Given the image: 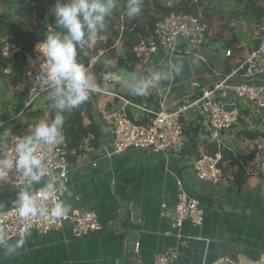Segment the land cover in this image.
Listing matches in <instances>:
<instances>
[{"label": "crops", "instance_id": "obj_1", "mask_svg": "<svg viewBox=\"0 0 264 264\" xmlns=\"http://www.w3.org/2000/svg\"><path fill=\"white\" fill-rule=\"evenodd\" d=\"M179 1L142 0L140 15L128 20L137 29L136 21L142 15L155 21L166 14L163 7L174 6ZM263 1L259 0L258 3ZM126 2L122 9L124 14ZM141 28L149 30L148 25L138 29ZM249 28L248 36L236 29L230 31L229 35H222L209 28L205 43L200 48L181 51L174 56L160 50L144 73L136 74V78L147 76L149 69L166 71L169 61L182 63L183 71L180 75L170 81H161L154 88L160 107L174 108L182 96L212 87L228 73L227 70H233L244 60L250 49L257 44L255 30ZM137 33L140 37V32ZM215 35L218 36L216 40L212 38ZM227 50L230 51L229 55L226 54ZM190 56L198 57L202 63L195 65ZM89 71L91 73L93 69ZM92 74L96 75L95 72ZM241 79L237 75L234 81ZM113 81L107 86L102 79L98 83L119 93L129 90H126L127 84L124 82ZM194 83L198 86H194ZM103 99L105 103L112 98L105 96ZM103 109L104 104L99 111ZM112 128L111 124L102 127L100 144L109 141ZM263 138L264 116H255L247 110L236 126L223 132L221 144L235 155L247 158L253 152L255 142ZM88 151L70 159L75 167L69 172L67 192L62 198L70 207L94 208L101 229L80 238L72 237L68 229L49 235L31 233L24 247L16 254H7L0 249V264H117L123 256L124 235L119 230L121 224L115 223L119 221L120 210L128 211L127 219L130 220L131 204L136 206L139 213L136 230L139 232L137 253L140 255V263L153 264L154 257L173 247L177 240V231L173 230L171 219L162 216L161 209L163 203L167 208L175 205L178 180L189 195L201 201L205 207V217L200 226L189 221L183 222L178 232L187 240L188 248L173 264H215L228 258L238 262V257L240 264H255L264 255V174L247 176L241 170L242 173L233 177V181L223 178L219 184L212 185L197 179L192 166H184L177 151L148 155L128 149L120 155L105 159H101L95 150ZM94 160L98 163L92 167L91 161ZM5 190L0 195V209L14 204L18 191ZM127 219L123 218L119 222Z\"/></svg>", "mask_w": 264, "mask_h": 264}, {"label": "built area", "instance_id": "obj_2", "mask_svg": "<svg viewBox=\"0 0 264 264\" xmlns=\"http://www.w3.org/2000/svg\"><path fill=\"white\" fill-rule=\"evenodd\" d=\"M175 6V5H174ZM172 7V6H171ZM257 44L254 45L244 60L233 70L226 73L212 87L206 88L192 95L181 97L174 108L161 106L155 110L150 106L136 103L119 92L107 89L98 83L97 93L117 99V104L107 119L112 123L111 137L109 141L102 142L95 149L100 158H112L120 155L128 149H135L145 154H160L169 151L176 152L186 142L187 135L184 132L182 119L201 118L212 140L217 147L222 146L221 138L225 131L231 130L239 122L244 111L249 110L255 116H264V17L255 27ZM209 27L206 21L198 15L182 11H171L155 20L152 31L148 36L139 37L132 46L134 57L133 64L137 67L136 74H143L151 59L160 50H165L170 56L181 51L187 52L200 48L206 40ZM98 37L89 40L86 44L78 46L79 51L89 55L88 68L96 66L100 56L106 51L97 47ZM101 41V40H100ZM227 55L230 51L227 50ZM29 74V73H28ZM36 75V74H35ZM35 75L32 76L30 93L24 104L21 114L29 104L39 100L43 92H33L36 88ZM241 76L240 81H234L235 76ZM260 79V81H255ZM30 80V78H29ZM262 80V81H261ZM112 82V81H108ZM105 85L107 86L108 84ZM198 86V84L194 83ZM39 103V102H38ZM223 104H235L233 110L225 111ZM131 114V116H130ZM142 116L149 117L147 123H137ZM22 132H12L7 136L6 147L10 150L17 137H22ZM83 148L86 142L83 144ZM80 145V147H82ZM82 148V149H83ZM253 152L247 158L234 156L238 166L247 176L264 174V138L257 140ZM89 152V151H88ZM9 155L12 153L9 151ZM221 152L217 150L213 154H204L192 165L194 176L212 185L219 184L222 180ZM98 161H91V166H97ZM75 167L69 159L65 148L64 132L63 140L57 148L49 153L47 168L53 177L60 176L65 184L68 181L69 172ZM47 179V177L45 178ZM41 185H35L34 191H38ZM177 201L171 208L162 204L161 215L171 219V226L176 230V243L173 247L158 253L154 257L153 264H173L188 248L187 240L178 232L183 222L189 221L193 225L200 226L205 217V207L201 201L189 195L180 181H177ZM19 174L10 173L5 179L0 180V192L4 189L19 190ZM26 223L17 215L14 204L0 209V239L10 241L19 238L21 227ZM63 229H68L71 236L80 238L91 232L101 229V222L97 211L92 207H70L68 215L53 222L44 220L32 221L31 233L49 235ZM138 243L136 242L135 251Z\"/></svg>", "mask_w": 264, "mask_h": 264}, {"label": "clouds", "instance_id": "obj_3", "mask_svg": "<svg viewBox=\"0 0 264 264\" xmlns=\"http://www.w3.org/2000/svg\"><path fill=\"white\" fill-rule=\"evenodd\" d=\"M116 7L117 0H54L55 29L48 30L35 45L41 62L35 75L36 88L33 89L34 93L45 94L44 99L49 102L54 115L51 120L35 123L28 134L17 137L10 150L6 145L7 136L12 134L11 128H5L4 134H0V180L10 173L19 174L20 187L14 206L19 218L26 221L14 242L0 239V249L7 254H16L24 247L31 235L32 221L53 222L66 217L70 211V206L62 198L67 187L60 179L66 172L54 178L47 168V161L49 153L63 140L64 114L87 102L90 95L99 90L98 80L122 79L117 63L112 61L107 62L106 70L98 78L79 62L77 51L78 46L94 41L99 33L106 30L107 18ZM124 10L130 19L139 16L142 0H127ZM182 71V63L169 61L166 71L149 69L147 76H133L123 82L130 94L145 96L161 81H170ZM41 182L42 187L34 191V186L41 185ZM255 264H264V255Z\"/></svg>", "mask_w": 264, "mask_h": 264}, {"label": "trees", "instance_id": "obj_4", "mask_svg": "<svg viewBox=\"0 0 264 264\" xmlns=\"http://www.w3.org/2000/svg\"><path fill=\"white\" fill-rule=\"evenodd\" d=\"M197 1V0H196ZM196 1L180 0L175 6L163 7V11H182L195 14L197 7ZM236 3L243 4L244 15L248 16V24L255 29L257 24L264 17V1L259 4V0H233ZM54 0H0V77L14 85L21 81L25 70L28 68L27 57L34 55L33 49L40 40L44 38L48 30L55 29V18L53 15ZM205 16L211 15L206 9ZM34 14H37L38 20L34 22ZM18 16L21 19L17 18ZM107 28L97 36H105V40L97 42V47L104 48L106 51L100 68L96 71L101 74L107 68V62H116L118 67H124L137 73V67L133 64L134 57L131 52L132 46L137 42L139 37L135 36L140 32V36H147L153 29L154 20L148 24L147 29H134L133 31L119 30L115 28V20L110 16L107 18ZM31 27V29H29ZM237 37L236 35H233ZM217 35L213 39H217ZM6 38L13 43L10 55H4L2 47ZM119 43L116 45V40ZM231 45V43H230ZM13 49V50H12ZM78 60L87 68L89 55L83 54L79 49ZM9 70L8 73H4ZM230 72V71H226ZM114 82V81H113ZM27 90L19 91L16 101L13 104L14 113H19L28 99ZM130 100L150 106L157 110L160 108L159 100L156 96L155 89H151L147 96H134L129 90L120 93ZM45 95V94H44ZM43 95V97H44ZM101 94L95 92L90 95L87 102L82 104L78 109L71 113H65V124L63 127L65 148L69 154V159L73 156H80L88 153V150H95L100 146L102 137V127L112 123L108 122L103 111L96 109V102ZM117 104V99L107 100L104 103V109L107 115L112 112L113 106ZM34 103L24 108V116L29 119L33 116L47 115L51 120L54 115L50 108L49 102L45 99L43 103L32 109ZM21 113V114H22ZM131 116V114H130ZM132 117V116H131ZM149 117L142 116L137 123H147ZM182 125L187 135L186 142L180 147L176 154L184 162V166H192L194 161L198 160L204 154H213L217 150L221 152L222 159L220 162L222 168V177L228 181H233V177L240 175L242 169L238 168L236 158L228 147H217L214 140L211 139L207 126L201 118L182 119ZM0 134H4L0 132ZM86 142L83 148V143ZM82 145V147H80ZM83 148V149H82ZM251 155V154H250ZM249 155V156H250Z\"/></svg>", "mask_w": 264, "mask_h": 264}, {"label": "rangeland", "instance_id": "obj_5", "mask_svg": "<svg viewBox=\"0 0 264 264\" xmlns=\"http://www.w3.org/2000/svg\"><path fill=\"white\" fill-rule=\"evenodd\" d=\"M125 2L126 0H117V7L113 10V13L111 15V17L115 20V28L119 30V33H121L122 30H125L126 27H127L126 30L128 31L135 29L133 27L134 26L133 22L131 20H128V17L124 13H122V9H123ZM196 3H197V7L195 8L196 15H198L201 19L206 21V23L209 25V28H212L217 33H221L222 35H227V34L229 35L230 31L235 30V29L239 33H243L245 36L249 33L250 25L247 22L249 15L248 16L244 15L243 4L236 3L233 0H197ZM205 9L207 12L211 13V15L205 16L204 15ZM121 15H123V17ZM151 15L154 16V14H151ZM147 16H149V13H147ZM33 17H34L33 19L34 22H37L38 20L37 14H34ZM17 18L21 19L20 16H18ZM150 21H153V19L147 18L146 16L142 15L141 19L136 21V25H137L136 27L145 28L149 24ZM121 24L124 25V28H122L123 25ZM131 26L133 28H130ZM29 29H31V27H29ZM135 36L138 37L139 34L136 32ZM97 37L99 41L105 40V36L101 35ZM118 43L119 41L117 39L116 45H118ZM11 47H13V43L10 42L6 38L5 44L2 47L3 54L10 55ZM33 52H34V55H29L27 57L28 68L25 70V73L23 74L21 81L19 83L14 85L10 82L5 81V79L0 77V122L3 123V126L0 127V132H3L5 128H11L12 132H22L23 134L26 135L30 132L31 127L35 123L39 122L40 120H50L47 115H41V116H36V117L33 116L27 119L24 116V113L15 114L13 111V104L16 101V96L18 92L26 89L27 90L26 95L28 96L30 93L32 76L38 72L39 63L41 62V60L38 59V53L35 51V47L33 49ZM105 53L106 52H104L100 56V60L99 62H97L98 64L94 66L92 68L93 71H91V73L95 72L98 78L100 77V74H98L96 71L100 68ZM190 60L194 62L195 65L202 63V61H200V59H198V57L196 56H190ZM87 69L89 71L88 67ZM8 71L9 70H5L4 73H8ZM28 73L32 76L29 77ZM104 83L102 82V84ZM106 84L110 85L111 82H106ZM127 88L128 86L126 87V90ZM188 95L190 96V94ZM101 96L102 97L99 98L95 104L96 105L95 107L98 110L102 109V106L104 104L103 98L107 95L101 94ZM43 101H44V97L41 96L39 100H36L35 102H33L34 106L32 107V109H35L37 106L41 105ZM103 113L107 117V113L105 109H103ZM12 191L13 190H10V192ZM4 192H6L5 189L0 192V195H3Z\"/></svg>", "mask_w": 264, "mask_h": 264}, {"label": "water", "instance_id": "obj_6", "mask_svg": "<svg viewBox=\"0 0 264 264\" xmlns=\"http://www.w3.org/2000/svg\"><path fill=\"white\" fill-rule=\"evenodd\" d=\"M119 77L122 79H118L120 81L131 80L133 76L136 77V73L134 71L128 70L124 67H119ZM236 107L235 104H223L222 108L225 111L233 110ZM178 151V149H176ZM131 217L128 220V211L120 210L118 212L119 221L123 218L127 219L120 223L117 221L115 224L120 225V232L124 235L123 237V256L117 261V264H141L140 263V255L135 251V245L139 238V232L136 230V227L139 225V213L135 205L130 206ZM239 261L236 262L233 259H224L215 264H240V257L237 258Z\"/></svg>", "mask_w": 264, "mask_h": 264}]
</instances>
